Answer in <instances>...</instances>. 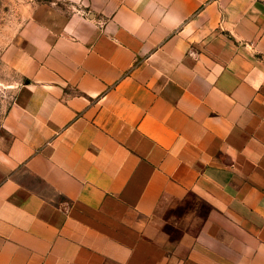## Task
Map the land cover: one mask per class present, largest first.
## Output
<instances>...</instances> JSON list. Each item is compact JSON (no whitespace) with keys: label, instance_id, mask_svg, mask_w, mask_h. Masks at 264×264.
I'll return each mask as SVG.
<instances>
[{"label":"crops","instance_id":"crops-1","mask_svg":"<svg viewBox=\"0 0 264 264\" xmlns=\"http://www.w3.org/2000/svg\"><path fill=\"white\" fill-rule=\"evenodd\" d=\"M79 1L5 52L0 264H264V2Z\"/></svg>","mask_w":264,"mask_h":264},{"label":"rangeland","instance_id":"rangeland-1","mask_svg":"<svg viewBox=\"0 0 264 264\" xmlns=\"http://www.w3.org/2000/svg\"><path fill=\"white\" fill-rule=\"evenodd\" d=\"M86 8L90 10L91 6L79 0H0V182L8 174L4 156L12 140L5 125L6 117L18 88L26 81L6 60L5 52L18 44L24 26L42 23L52 30L69 28L73 17L85 15Z\"/></svg>","mask_w":264,"mask_h":264}]
</instances>
